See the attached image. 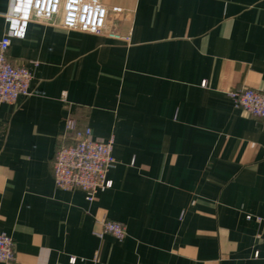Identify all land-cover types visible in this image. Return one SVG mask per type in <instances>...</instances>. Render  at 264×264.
Here are the masks:
<instances>
[{"label":"crops","instance_id":"0c3cea01","mask_svg":"<svg viewBox=\"0 0 264 264\" xmlns=\"http://www.w3.org/2000/svg\"><path fill=\"white\" fill-rule=\"evenodd\" d=\"M103 3L120 40L40 23L12 40L34 94L0 105L8 264H264V119L228 95L264 92V0ZM69 117L114 139L112 187L92 202L54 183ZM103 218L126 237L96 236Z\"/></svg>","mask_w":264,"mask_h":264},{"label":"built area","instance_id":"2783aa9c","mask_svg":"<svg viewBox=\"0 0 264 264\" xmlns=\"http://www.w3.org/2000/svg\"><path fill=\"white\" fill-rule=\"evenodd\" d=\"M120 11L118 7L108 8L103 0H11L10 11L6 15L8 30L0 40V105L14 104L20 97L34 94L31 89L32 68L14 65L8 55L12 40L24 38L30 23L120 40V35L106 30L109 13ZM228 95L236 107L264 119V92L242 88ZM62 97L66 99V94ZM64 139L69 143L58 148L53 162L55 186L68 192L80 190L92 202L101 188L112 187L108 174L117 164L113 154L114 139L96 140L90 128L80 127L71 117L65 122ZM100 224L102 230L96 233L99 238L111 235L123 240L126 237L124 224L108 218H103ZM14 258L13 238L0 233V263L8 264Z\"/></svg>","mask_w":264,"mask_h":264}]
</instances>
